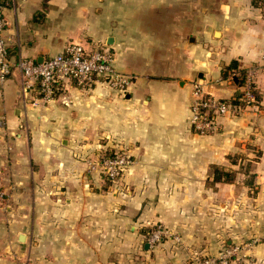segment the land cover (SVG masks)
I'll list each match as a JSON object with an SVG mask.
<instances>
[{
    "label": "crops",
    "instance_id": "0c3cea01",
    "mask_svg": "<svg viewBox=\"0 0 264 264\" xmlns=\"http://www.w3.org/2000/svg\"><path fill=\"white\" fill-rule=\"evenodd\" d=\"M4 15L13 66L0 85V247L13 248L15 264H183L169 241L134 256L138 223L161 222L182 246L212 255L227 233L264 235V0H17ZM71 42L111 49L114 68L132 77L125 93L65 80L38 99L15 63ZM232 61L235 78L260 66V109L197 134L192 83L237 97V78L221 72ZM104 137L133 159L117 193L89 169ZM213 166L243 168L232 182H213ZM257 252L264 264V244Z\"/></svg>",
    "mask_w": 264,
    "mask_h": 264
},
{
    "label": "built area",
    "instance_id": "2783aa9c",
    "mask_svg": "<svg viewBox=\"0 0 264 264\" xmlns=\"http://www.w3.org/2000/svg\"><path fill=\"white\" fill-rule=\"evenodd\" d=\"M16 2L17 0H0V85L7 79L13 66L9 61L7 45L3 37L6 26L4 10ZM113 61V52L105 46L95 44L85 47L81 43L71 42L65 45L61 52L42 61L20 57L15 66L21 73L23 84L28 89H35L38 99L49 101L56 86L65 80L72 81L82 89L89 88L93 84L106 83L121 94L125 93L132 82V77L117 71ZM260 66L264 67V61ZM260 66L251 65L245 69L242 82L239 84L236 103H232L231 99L215 97L201 80L192 83L189 123L195 133L211 135L221 128L219 119L238 117L247 111L260 109L255 88V78ZM1 124L0 120V126ZM132 163L133 159L128 152L120 150L112 155L99 157L95 163L89 164V169L98 170L107 180L116 183ZM1 200L0 193V202ZM166 234L167 231L159 226L152 232L149 244L152 246ZM237 250L238 246H235L228 250L227 254L209 257L201 264H241L236 256Z\"/></svg>",
    "mask_w": 264,
    "mask_h": 264
},
{
    "label": "rangeland",
    "instance_id": "374dc122",
    "mask_svg": "<svg viewBox=\"0 0 264 264\" xmlns=\"http://www.w3.org/2000/svg\"><path fill=\"white\" fill-rule=\"evenodd\" d=\"M237 78V82L240 84L242 82L243 74L239 73L235 75ZM226 77L229 78V80H233L235 77L231 75H227ZM238 98V97H237ZM239 117V116H238ZM232 118H237V117H231ZM220 125L222 127L223 123L219 119ZM221 129V128H220ZM219 129V130H220ZM218 130V131H219ZM104 141V142H103ZM108 141V143L106 142ZM111 138H100L99 142H103L101 146H99L98 150V158L101 156H106V155H112L115 151L118 152L120 150L124 149H119L115 145H110ZM243 152H240L239 150L235 152L233 155L230 157L231 162H236L243 154ZM252 158H255V156H251ZM241 166L238 167H228L225 168L227 170H231L234 173V178L238 174L239 170H241ZM212 169V167H211ZM211 173V171H210ZM125 174V173H124ZM124 174L121 177L120 180H118L116 183H112L111 181L107 180L102 174V183H103V189L108 190L110 192H119L123 189L124 187ZM214 182V181H213ZM107 192V191H106ZM247 214L248 211H247ZM159 226L163 230L167 231L166 235H163V237L155 242L152 246L149 244V240L152 236V232L155 231ZM133 230L136 231V235L138 236V241L137 244L134 246V256H140L143 253H145V250H155L157 247L161 245L164 241H169L174 246H181V249L184 251V261L183 264H201L205 259L209 257H216L219 255L227 254L228 250H231L235 248V246H238V250L236 251L237 258L240 259L241 264H257L256 263V256L258 255L259 252H257V247L261 244H264V235L261 234H251L250 236H245L242 238H232V236H238V234L234 235H229L228 233L225 236H222L220 238V247L218 248L219 250L217 251L216 254H208L206 250L202 249L204 246L201 247H193L191 245H181L183 243L182 235H180L179 231L173 228H170L169 226H166L165 224L161 222H154V223H149L147 225H143L142 223H138L136 228ZM230 239V240H226ZM232 239L234 241H232ZM45 250H43L44 252ZM13 248L11 247H0V264H15V256L13 255Z\"/></svg>",
    "mask_w": 264,
    "mask_h": 264
},
{
    "label": "trees",
    "instance_id": "16d2710c",
    "mask_svg": "<svg viewBox=\"0 0 264 264\" xmlns=\"http://www.w3.org/2000/svg\"><path fill=\"white\" fill-rule=\"evenodd\" d=\"M236 65H237V62L232 61L231 64L224 67L221 71L222 76L226 77L229 71L235 72L232 70L236 69ZM238 95L239 94H237V97H238ZM237 97L231 99L232 103H236L238 101ZM211 175L213 177V181H215V182H219V181H221V182H232L234 180V173L231 170H227L221 166H213L211 169Z\"/></svg>",
    "mask_w": 264,
    "mask_h": 264
},
{
    "label": "water",
    "instance_id": "95a60500",
    "mask_svg": "<svg viewBox=\"0 0 264 264\" xmlns=\"http://www.w3.org/2000/svg\"><path fill=\"white\" fill-rule=\"evenodd\" d=\"M234 81H236V78H234ZM21 237H23V235H21Z\"/></svg>",
    "mask_w": 264,
    "mask_h": 264
}]
</instances>
